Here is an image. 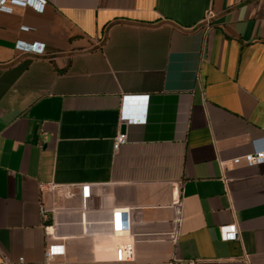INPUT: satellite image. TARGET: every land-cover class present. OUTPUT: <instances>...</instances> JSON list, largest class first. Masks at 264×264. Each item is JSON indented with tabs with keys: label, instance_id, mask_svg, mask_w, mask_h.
<instances>
[{
	"label": "crops",
	"instance_id": "1",
	"mask_svg": "<svg viewBox=\"0 0 264 264\" xmlns=\"http://www.w3.org/2000/svg\"><path fill=\"white\" fill-rule=\"evenodd\" d=\"M46 1L0 12V264H44L42 207L50 264H119L127 239L123 264H264V164L232 163L264 146V0ZM128 98L145 121L114 151Z\"/></svg>",
	"mask_w": 264,
	"mask_h": 264
},
{
	"label": "built area",
	"instance_id": "2",
	"mask_svg": "<svg viewBox=\"0 0 264 264\" xmlns=\"http://www.w3.org/2000/svg\"><path fill=\"white\" fill-rule=\"evenodd\" d=\"M15 5H22L25 7H29L36 11L37 13H43L47 1L46 0H0V12L11 14L14 11ZM211 13H208V18ZM16 49L18 51L24 53H32L37 55H43L45 53V45L43 44H27L23 42L16 43ZM147 99V98H146ZM145 101V98H143ZM132 111L127 105V100L122 104L120 108V124H136L140 122H144L145 119H142V115L139 114L133 115ZM127 135L126 133H119L113 144L114 151H118L123 145L127 143ZM245 163V165L249 167L259 166L264 164V146H258V142L254 143V150L252 153L245 155L241 158H236L232 161L233 165H239L241 163ZM48 190L51 192H56L59 190L57 185L51 184L48 187ZM74 194L70 191L64 192V196L72 197ZM172 207L174 209V232L177 233L181 222H182V198L179 193L173 198ZM51 214V215H50ZM53 214V215H52ZM41 216L46 223L45 233L46 237L50 240L51 243L47 245L45 251V262L44 264L52 263L57 257L63 256L65 253V246L63 244H58L59 241L62 240L61 237L56 235V224L54 213L48 211L47 209L42 207ZM128 212L125 210H115L113 211L111 220H110V231L114 236H123L127 234L128 227ZM221 237L223 241H235L238 238V231L235 226H225L221 227ZM113 262L123 264L133 261L134 258V243L130 239L120 240L115 243L113 246ZM3 264H10L7 261H4ZM17 264H29L25 261L23 257L18 259Z\"/></svg>",
	"mask_w": 264,
	"mask_h": 264
},
{
	"label": "water",
	"instance_id": "3",
	"mask_svg": "<svg viewBox=\"0 0 264 264\" xmlns=\"http://www.w3.org/2000/svg\"><path fill=\"white\" fill-rule=\"evenodd\" d=\"M139 101H141V99H137V98H128L127 99V105L132 112L136 111L137 104L139 103ZM125 131H126V126L123 124L121 126V133H125Z\"/></svg>",
	"mask_w": 264,
	"mask_h": 264
}]
</instances>
